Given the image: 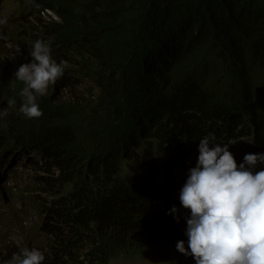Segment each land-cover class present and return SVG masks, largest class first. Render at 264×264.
<instances>
[{"label":"trees","instance_id":"1","mask_svg":"<svg viewBox=\"0 0 264 264\" xmlns=\"http://www.w3.org/2000/svg\"><path fill=\"white\" fill-rule=\"evenodd\" d=\"M38 2L60 20L39 18L40 33L98 93L77 103L39 97L38 119L19 112L23 84L4 94L6 107L16 104L0 118V163L31 150L58 173L51 218L59 225L48 216L40 228L52 244L39 248L38 233L23 248L41 250L43 264H74L83 246L86 263L101 264L169 236L187 247L190 212L179 193L200 139L214 133L210 143L228 145L238 163L264 153V0H34L30 8ZM173 206L179 212L169 214ZM3 244L1 255L11 247Z\"/></svg>","mask_w":264,"mask_h":264},{"label":"clouds","instance_id":"2","mask_svg":"<svg viewBox=\"0 0 264 264\" xmlns=\"http://www.w3.org/2000/svg\"><path fill=\"white\" fill-rule=\"evenodd\" d=\"M10 1L0 0V8L12 13L9 8ZM14 2L18 3L21 16L32 21L35 28L23 32L19 27L0 26V65L3 60L6 61V64L0 67V118L8 116L9 109L16 104L14 98H9L6 107L4 94L13 91L17 84L24 85L19 93V112L28 119H38L43 115L37 102L39 97L45 96V99H48L55 94L56 103L81 102L83 100H62L60 92L64 90L65 96L69 97L66 90H72L73 86L84 82L90 85L89 91H94L92 95H96L98 92L92 88V84L73 70L71 60L65 58L60 61L59 49L51 46L47 35L40 33L38 19L45 22L60 21L58 15L51 9L41 10L40 2L36 7L30 8L34 0ZM7 23V16H0V25ZM210 140H215L214 133L200 139L196 165L189 169L187 180L179 193L180 204L190 212V216L186 217L187 247L185 241H178L174 236H169L167 239L149 243L141 254H133L125 249L101 264H119L116 262L118 258L126 261L168 260L169 264L187 261L194 264L191 257L194 258L195 264H264V169L255 170L258 164H264V153H246L243 162L238 163L228 145L211 144ZM31 153L38 159L37 164L40 165L42 173L31 178L32 185L36 191L46 196L47 202L44 204L43 201L26 198L28 204L37 212L41 223L31 231L33 235L25 231L27 228L18 227V232L24 231L25 235L20 241L10 240L8 229L11 228L7 227L6 234L0 235V242L5 240L11 243V247L5 250L3 255L0 254V264H43L44 253L35 247L23 248V244L31 236L45 234L34 243L48 252L52 244L49 238L52 239L53 236L40 231V228L48 216L53 227L59 225L54 217L51 218L52 203L59 196L54 187V178L58 173L52 169L49 160L38 152L27 150L11 163H0V198H3L0 202H7L9 205L8 197H26L24 190L5 188L4 184L17 174L16 165L22 164L25 157L30 161L33 159ZM159 175L163 178L162 168ZM48 204L50 206L44 212ZM178 212L179 209L173 206L169 214ZM176 219L179 222L178 215ZM2 236L4 238H1ZM175 246L179 252L175 250ZM3 247L5 244L1 245L0 251ZM8 250L10 255L6 257ZM143 252L142 258L134 259V256L142 255ZM74 256V264H87L83 246ZM60 264H65L63 258Z\"/></svg>","mask_w":264,"mask_h":264},{"label":"rangeland","instance_id":"3","mask_svg":"<svg viewBox=\"0 0 264 264\" xmlns=\"http://www.w3.org/2000/svg\"><path fill=\"white\" fill-rule=\"evenodd\" d=\"M18 3L11 0L9 3V8L13 11L12 13H8L5 8H0V16H7L8 23L6 25L0 26H8L9 27H19L23 32H27L28 30H33L35 27L32 21L24 18L21 16L20 7L17 5ZM2 33V29L0 28V34ZM3 49H1L2 52ZM1 66L6 64V61L3 60ZM89 87L90 85L86 82L81 83L77 86H73L72 90H66L69 94V97L65 96V91L63 90L60 92V98L62 100H71V101H78V100H85L89 96ZM31 157L33 158L31 161L28 158H24L22 164L16 165L17 174L9 179L7 183L4 184L5 188L13 189L19 188L20 190H24L26 192V197L21 199L9 198V205L7 202H0V235L6 234L8 229V234L10 240L20 241L24 235V231L18 232V227L21 226L27 228L26 232H31L36 229L41 220L37 215V212L33 209V206L28 204L26 198H31L32 200L43 201L44 204L47 202V198L44 194L36 191L32 185L31 178L35 176L42 175L39 166L37 164V158L34 153H31ZM30 168V169H28ZM32 169V170H31ZM1 170H3L1 168ZM7 191L5 192V194ZM3 198H0V200ZM50 205L48 204L45 207L44 212H46L47 208ZM22 229V228H21ZM33 235V232L30 233ZM175 250L179 252L175 246ZM10 251L8 250L5 253V256L8 257L10 255ZM80 260V259H79ZM116 262L119 264H169L168 260L158 261V260H145V259H136L134 261H126L123 258L116 259ZM113 264V263H109ZM178 264H190L189 262H181Z\"/></svg>","mask_w":264,"mask_h":264}]
</instances>
